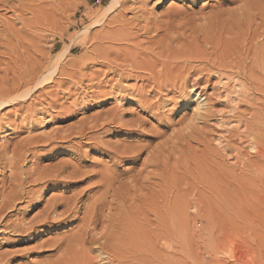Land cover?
Returning a JSON list of instances; mask_svg holds the SVG:
<instances>
[{"label":"rangeland","instance_id":"1","mask_svg":"<svg viewBox=\"0 0 264 264\" xmlns=\"http://www.w3.org/2000/svg\"><path fill=\"white\" fill-rule=\"evenodd\" d=\"M1 1L0 264H264V0Z\"/></svg>","mask_w":264,"mask_h":264},{"label":"bare ground","instance_id":"2","mask_svg":"<svg viewBox=\"0 0 264 264\" xmlns=\"http://www.w3.org/2000/svg\"><path fill=\"white\" fill-rule=\"evenodd\" d=\"M1 2H3V1H1ZM113 2H114L113 0H110L109 3L106 5L107 11L105 12V14H107L108 11L110 10V8L113 6ZM239 8H242V7H239ZM239 11H240V9H239ZM243 13H245V12H243ZM243 13L241 10V14H243ZM65 52H66V50H63V49L61 51H58L57 57L58 56L62 57L65 54ZM133 54L134 55L129 54L126 57L127 58L126 60H128V61L133 60L138 55V53H133ZM58 59H60V58H58ZM214 74L216 75L217 73H214ZM221 78H223V77L218 76V78H217L218 83L221 82ZM225 81H224V83H225ZM190 82H191V87L193 88V91L191 93V97L195 103V115L198 117L200 115V113L203 110H206V108H207L206 95H205V93L199 91L198 87H196L198 80L192 78ZM225 85H227V84H225ZM224 91H225V89H224ZM95 207L96 206H94L93 208L96 209ZM95 213H96V211L94 210L89 214L88 218H86V217L82 218V220L85 221V224L81 227V230H80L81 232H80V235L78 236L79 237L78 241L80 242L81 246H86L88 243H92L95 246L90 248V250L83 249L84 255H83L81 261L79 262V264H97V263L98 264H151L152 263V261L151 262L144 261L145 263H142L143 258L133 259L134 260L133 263H131L129 261H125V257H123L121 253H119V252L115 253V250L108 249L106 242H103V241H106L108 238H104V237L97 238V236L95 237L94 235L91 234V240H90L87 236L90 234V232L92 230L91 226L94 227V225H95L96 221L94 220V216L92 215ZM87 239H89V240H87ZM92 239L94 241H92ZM108 241H110V240H108ZM90 253H94L95 256L90 257L89 255H92Z\"/></svg>","mask_w":264,"mask_h":264},{"label":"snow or ice","instance_id":"3","mask_svg":"<svg viewBox=\"0 0 264 264\" xmlns=\"http://www.w3.org/2000/svg\"><path fill=\"white\" fill-rule=\"evenodd\" d=\"M242 5H238V7H241ZM137 127H138V125H137ZM25 251H27V249H25Z\"/></svg>","mask_w":264,"mask_h":264}]
</instances>
